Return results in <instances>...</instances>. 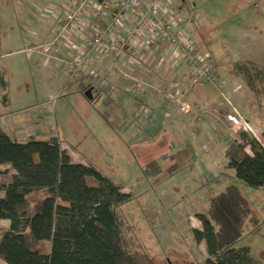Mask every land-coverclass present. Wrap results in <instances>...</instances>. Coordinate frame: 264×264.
<instances>
[{"label": "rangeland", "instance_id": "obj_1", "mask_svg": "<svg viewBox=\"0 0 264 264\" xmlns=\"http://www.w3.org/2000/svg\"><path fill=\"white\" fill-rule=\"evenodd\" d=\"M183 3L178 31L193 42L197 53H209L223 93L206 81L198 83L187 94L192 108L188 115L167 96L178 84L186 89L194 79L190 63L166 69V55H151L147 62L142 54L97 56L89 62L84 80L73 79L58 61L35 49L31 34L37 33V25L35 15L28 12L30 1L0 0V70L7 84L6 90L0 89V125H9L8 130L25 142L38 135L35 122L44 120L46 133L58 137L75 163L94 167L131 194L132 200L119 210L126 223L123 234L131 240L129 251L148 256L153 264H205L208 259L205 244L196 243L192 230L202 229L198 215L207 212L209 198L237 183L227 167L225 149L244 132L234 133L221 118L226 112L224 96L251 127L250 137L264 144V98L260 101L254 95L247 74L235 70L237 64L264 67V0ZM85 22L88 26L89 19ZM58 25L56 38L63 27L62 22ZM80 25L81 21L76 23L77 28ZM56 38L50 46L58 48L52 45ZM61 48L67 56L68 50ZM72 53L79 56L75 49ZM41 57L54 62L44 66ZM200 87H205L200 94L193 92ZM89 90L91 101L86 97ZM146 91L153 100L150 116L142 101ZM4 96L12 106L3 105ZM138 98L140 102L134 101ZM163 98L171 117L155 118L160 106L154 100ZM216 126L221 134L213 131ZM2 170L0 184L9 183L10 175ZM237 185L254 213L236 247L249 248L264 264V190ZM44 195L36 193L32 199ZM8 228L9 221L0 222V238ZM50 248V243H43L44 252ZM0 264L5 263L0 260Z\"/></svg>", "mask_w": 264, "mask_h": 264}, {"label": "trees", "instance_id": "obj_2", "mask_svg": "<svg viewBox=\"0 0 264 264\" xmlns=\"http://www.w3.org/2000/svg\"><path fill=\"white\" fill-rule=\"evenodd\" d=\"M235 70L248 75L261 101L264 67L237 64ZM0 89H7L1 70ZM2 103L8 105L9 98ZM225 159L237 183L209 198L207 212L198 215L202 229L192 230L193 237L205 244V264H261L249 248L236 247L254 213L237 184L264 190V144L241 132ZM0 169L11 178L0 184V222L9 221L0 238L5 264H153L148 256L131 253V240L123 234L119 210L131 194L94 167L75 163L58 137L22 142L0 125ZM41 192L42 199H32ZM46 242L49 253L43 250Z\"/></svg>", "mask_w": 264, "mask_h": 264}, {"label": "built area", "instance_id": "obj_3", "mask_svg": "<svg viewBox=\"0 0 264 264\" xmlns=\"http://www.w3.org/2000/svg\"><path fill=\"white\" fill-rule=\"evenodd\" d=\"M98 1L79 0L76 4H68L66 18L62 21L63 27L59 32L60 37L58 36L55 43H52V45H59L55 48L58 56L44 53L48 59H54L66 68L71 78L84 80L83 74L94 57L111 55L120 57L125 51H130L131 54L138 53L142 46L140 37L148 33L151 42H161L167 47L172 59V67L178 68L183 62H188L194 67L196 75L187 88L178 84L167 96V99L178 107L179 112L184 115L191 113L192 108L187 100V94L198 83L202 84V81L209 82L218 88L223 96L220 91L222 86L217 85L220 80L215 74L214 63L209 53H197L193 42L176 31L169 20L164 17L165 5L170 0H116L114 4L106 3L105 11L112 10L113 13L107 18L101 12L94 14L93 21H89L88 24L89 33L84 47L78 48L68 43L71 36L69 33L76 31L81 34L86 29L83 20L90 18L86 15ZM79 21L81 25L77 28L76 23ZM60 44L68 50L67 56L61 51ZM74 49L79 56L70 53ZM223 99L222 107L226 109V112L221 115V118L226 121L231 130L236 134L242 130L246 133L252 131L234 104L225 96Z\"/></svg>", "mask_w": 264, "mask_h": 264}, {"label": "crops", "instance_id": "obj_4", "mask_svg": "<svg viewBox=\"0 0 264 264\" xmlns=\"http://www.w3.org/2000/svg\"><path fill=\"white\" fill-rule=\"evenodd\" d=\"M32 8L28 9V12L35 15V20H36V32L37 33H32V39L35 43L34 46H36L35 49H39L40 52H44L45 51L48 53L49 51L51 53L55 52V46H50L51 42H53L52 40L56 38V33L58 31V24L60 22H62L65 18H66V7L68 4H76L79 0H29ZM116 0H99L98 2L95 3V6H93V8L91 10H89L88 14L86 16H89V21H93L94 19V14H96V12L98 13H102L107 17L111 16V14L113 13L112 10H107L105 11L104 6L106 3L109 4H114ZM183 0H170L169 3H167L165 5V10H164V17L166 19L169 20V22L173 25V27L176 29V31L180 30V25L181 23H183V17L182 14L184 13V8L185 5H183ZM96 7V8H95ZM105 18V19H106ZM132 18V16H131ZM83 24L85 25V28L87 29V23L85 22L86 20H83ZM58 25V26H57ZM130 27H132L131 24H129ZM89 32V30L87 31ZM69 35H71V39L72 43L78 42L77 44H73V45H79L78 48H82V41L87 38V36H82V34H78V33H69ZM146 39L151 40L150 36L148 35V33H144L141 37H140V43H141V48L138 51V53L136 54H142V60L145 59V61L147 62V60L150 58L149 56L156 54V56L160 57L162 55H166L168 56V66H166V69H172V59L170 56V53L167 50V47L159 42V43H155V42H145ZM148 40V41H149ZM81 43V44H80ZM152 43V44H151ZM85 44V42H84ZM151 44V46H147ZM154 44V45H153ZM153 45V46H152ZM61 47V44H60ZM62 50V48H61ZM64 53V52H63ZM72 53V52H70ZM67 54H69L67 52ZM124 54H128L130 55L131 52L130 51H125ZM134 55V54H133ZM140 56V55H139ZM147 56V58H146ZM39 62H42L44 64V66H50L52 62V60H47L43 57H41V59L39 60ZM58 63V62H57ZM171 63V64H170ZM59 64V63H58ZM158 64V63H157ZM157 64H155V67L157 68ZM60 66V64H59ZM61 67V66H60ZM101 69H104L103 66L101 65ZM175 72V71H174ZM153 82V81H152ZM209 83V82H208ZM204 84V83H203ZM210 84V83H209ZM151 85V84H150ZM211 85V84H210ZM152 86V85H151ZM212 87V86H211ZM205 87H200L197 88L196 90H194L193 92H196L197 94H200L201 90L204 89ZM98 93L102 94V96H105L104 93L100 92V90H97ZM115 98V95L113 96ZM143 97L144 100H142L145 103V107L146 108V114L148 116L152 115V105L153 104V100L152 98L148 95V91L143 93ZM107 99V98H105ZM116 100V99H115ZM165 99L163 98V100H159L156 101L154 100L156 103V105L160 106V110L159 113L157 115V117L155 116V118H158L159 116H163L165 118L171 117L168 112V107L169 105L167 101H164ZM134 101L140 102L141 100L135 99ZM111 102V101H110ZM107 103V100H106ZM12 106V101L9 100V104L7 105ZM1 110V109H0ZM46 113V112H45ZM156 113H154V115H156ZM1 115H2V111H1ZM147 117V116H145ZM14 119H12L11 123L13 124ZM44 120L41 122L36 121L34 126L35 128H37L36 133H38V135H32V137L37 138V139H41V138H45V139H49L52 137H56V136H51L49 132L46 133V126L44 125ZM148 123V122H147ZM37 125V126H35ZM39 125V126H38ZM7 126V125H6ZM15 126V125H14ZM10 126L8 125L7 128L3 126V129L11 136L14 138H16L17 140H20V138L17 136L16 134L14 135V132H10L8 129ZM164 127V125L162 126ZM217 128H213L214 132H218L219 134L222 133L223 130H221L218 126H216ZM17 125L14 129V131H17ZM43 131V132H42ZM42 136V137H41ZM44 139V140H45ZM62 145V144H61ZM228 148V146L226 147V149ZM225 149V151H226ZM227 164V163H226Z\"/></svg>", "mask_w": 264, "mask_h": 264}, {"label": "water", "instance_id": "obj_5", "mask_svg": "<svg viewBox=\"0 0 264 264\" xmlns=\"http://www.w3.org/2000/svg\"><path fill=\"white\" fill-rule=\"evenodd\" d=\"M92 90H89L86 92V97L88 98V100H93V94H92Z\"/></svg>", "mask_w": 264, "mask_h": 264}]
</instances>
